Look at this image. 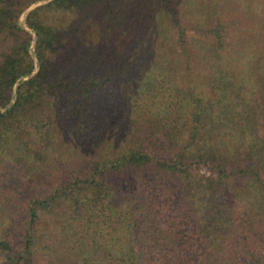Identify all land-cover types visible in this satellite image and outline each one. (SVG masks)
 <instances>
[{"label": "trees", "instance_id": "16d2710c", "mask_svg": "<svg viewBox=\"0 0 264 264\" xmlns=\"http://www.w3.org/2000/svg\"><path fill=\"white\" fill-rule=\"evenodd\" d=\"M37 1L0 0V159L42 184L3 264H264V0Z\"/></svg>", "mask_w": 264, "mask_h": 264}, {"label": "rangeland", "instance_id": "374dc122", "mask_svg": "<svg viewBox=\"0 0 264 264\" xmlns=\"http://www.w3.org/2000/svg\"><path fill=\"white\" fill-rule=\"evenodd\" d=\"M43 1L45 0L37 2ZM176 1L183 19H196L198 13L196 10L200 7V0ZM25 10L19 18L22 23L27 15ZM192 33H194L193 30L189 31V34ZM24 174L25 172L14 162H4L0 159V237L9 236L8 231L12 223L24 213L28 199L39 195V188L41 189L42 184H31ZM5 258V253L0 251V264H3ZM41 262L47 264L44 258H41Z\"/></svg>", "mask_w": 264, "mask_h": 264}, {"label": "water", "instance_id": "95a60500", "mask_svg": "<svg viewBox=\"0 0 264 264\" xmlns=\"http://www.w3.org/2000/svg\"><path fill=\"white\" fill-rule=\"evenodd\" d=\"M47 1H49V0H45L43 2H47ZM43 2H36V3L31 4L29 7L26 8V10H25L26 13H28L31 9H33L34 7L38 6L39 4H41Z\"/></svg>", "mask_w": 264, "mask_h": 264}]
</instances>
